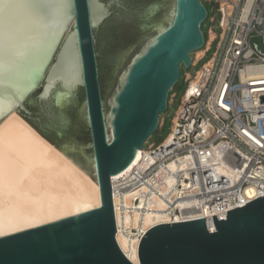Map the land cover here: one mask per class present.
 <instances>
[{"label": "water", "instance_id": "water-1", "mask_svg": "<svg viewBox=\"0 0 264 264\" xmlns=\"http://www.w3.org/2000/svg\"><path fill=\"white\" fill-rule=\"evenodd\" d=\"M70 3L21 48L15 72L23 98L0 97V123L17 111L100 185L102 204L0 237V264H136L116 238L112 177L159 128L182 65L190 69L192 53L206 42L209 12L201 0L132 3L143 31H128L114 47L100 27L120 0ZM146 10L144 22L138 15ZM259 99L264 104V94ZM88 130L90 138H81ZM213 218L214 232L206 218L154 226L140 242L138 264H264V197Z\"/></svg>", "mask_w": 264, "mask_h": 264}, {"label": "built area", "instance_id": "built-area-1", "mask_svg": "<svg viewBox=\"0 0 264 264\" xmlns=\"http://www.w3.org/2000/svg\"><path fill=\"white\" fill-rule=\"evenodd\" d=\"M207 1L218 4L219 31L209 28L200 49L204 54L192 55V66L214 43L216 50L195 75L187 73L188 86L167 138L159 145L148 141L141 159L144 166L135 165L118 179L117 188L113 178L112 184L113 196L115 191L122 196L140 192L133 207L141 213L163 211L175 217L186 203L190 216L178 222L206 218L214 232L209 223H214L213 216L226 219L228 211L264 197V104L259 99L264 71L250 70L264 66V51L255 41L259 38L264 44V0ZM171 163L178 168L171 170ZM248 186L253 188L249 195ZM142 196L144 206L139 205ZM161 200L167 203L164 209L159 207ZM120 209L124 212L126 206ZM116 223L118 234L117 217ZM142 225L140 220L131 231L121 232L140 245L146 234Z\"/></svg>", "mask_w": 264, "mask_h": 264}, {"label": "bare ground", "instance_id": "bare-ground-1", "mask_svg": "<svg viewBox=\"0 0 264 264\" xmlns=\"http://www.w3.org/2000/svg\"><path fill=\"white\" fill-rule=\"evenodd\" d=\"M250 70L264 71V66H254ZM144 151V148L140 149L133 162L112 177L116 188L118 179L128 174L135 165L144 166L141 162L145 157ZM169 168L176 170L178 164L171 163ZM252 192V186H248L246 194ZM139 194L126 192L122 196L114 192L120 227L117 239L122 250L136 264L140 263V245L121 232L122 228L131 231L143 220L141 228L147 232L156 225L188 220L190 216L186 203L182 204V214L175 217L163 211L141 213L137 207H133ZM145 203L146 198L142 196L139 205L144 206ZM158 203L161 209L167 205L164 200ZM101 204L100 185L57 149L55 144L17 111L4 118L0 123V237L77 215L98 208ZM121 205L126 206L124 212L120 209ZM209 223L210 228L215 230L212 219H209Z\"/></svg>", "mask_w": 264, "mask_h": 264}, {"label": "snow or ice", "instance_id": "snow-or-ice-1", "mask_svg": "<svg viewBox=\"0 0 264 264\" xmlns=\"http://www.w3.org/2000/svg\"><path fill=\"white\" fill-rule=\"evenodd\" d=\"M71 8L70 0H0V97L22 99L15 69L21 48L40 31L41 22Z\"/></svg>", "mask_w": 264, "mask_h": 264}, {"label": "rangeland", "instance_id": "rangeland-1", "mask_svg": "<svg viewBox=\"0 0 264 264\" xmlns=\"http://www.w3.org/2000/svg\"><path fill=\"white\" fill-rule=\"evenodd\" d=\"M205 4V6L208 9L209 17L208 19L202 24V29L204 31L205 37H208V31L209 28H213L216 32L219 31L218 24L220 21L221 14L218 10V4L215 2H208L207 0H201ZM212 19L214 21L212 22ZM255 41L259 44L260 48L264 51V44L261 39L257 38ZM216 50V43L213 44L211 50L207 53V55L197 64V66H192L190 69H186L185 67L182 69V75L178 83L173 88L170 99H169V107L165 113L161 115V123L159 128L156 130V132L150 137L149 143H153L155 145H159L162 143V141L167 138L169 133L172 130V123L173 118L175 116V113L178 109V107L182 103V99L185 93V90L188 86V82L186 81L187 73H191V75H195L196 71L205 63L209 58L212 57L214 51ZM196 54L199 56L202 54V52L196 51L192 53L194 57H196ZM198 56V57H199ZM38 90L37 92H39ZM148 143L146 144V146Z\"/></svg>", "mask_w": 264, "mask_h": 264}, {"label": "flooded vegetation", "instance_id": "flooded-vegetation-1", "mask_svg": "<svg viewBox=\"0 0 264 264\" xmlns=\"http://www.w3.org/2000/svg\"><path fill=\"white\" fill-rule=\"evenodd\" d=\"M139 1H141V0H120V4H114L113 6H112V11H113V14L111 15V17H115V18H117L119 21H120V23H122V24H124L125 26H126V28H127V33H128V31L130 32L131 30H134L135 28H139L141 31H143L142 30V26L141 25H137V23L136 22H134V19H132V14H133V5H132V3H137V2H139ZM137 15V14H136ZM111 17H109L102 25H101V27L100 28H103V30H104V28H105V23L111 18ZM131 18L132 20H133V22H132V20L130 19V20H128V19H126V18ZM138 19H140V18H143V21L145 22V21H148L149 20V17H151V14L149 13V10L147 11H144L143 13H140L139 15H138ZM99 28V29H100ZM98 29V30H99ZM98 30H97V32H96V38H97V43H96V45H97V50H98V52H99V48H98ZM128 35V34H127ZM99 61H100V53H99ZM100 69H101V67H100Z\"/></svg>", "mask_w": 264, "mask_h": 264}, {"label": "trees", "instance_id": "trees-1", "mask_svg": "<svg viewBox=\"0 0 264 264\" xmlns=\"http://www.w3.org/2000/svg\"><path fill=\"white\" fill-rule=\"evenodd\" d=\"M119 23V20L115 17H111L106 23H105V28L104 31L108 30L111 32V37L109 39V45L111 47L116 46L117 42L123 38V36L127 35V28L124 24ZM98 48L100 50V46L98 44ZM102 65V60L100 58V67ZM184 68V66L182 65V69ZM102 72V71H101ZM101 83H102V89H103V94L105 92L104 89V79L102 77V73H101ZM66 134H67V129H66ZM81 138H90V132L89 130L87 132H82Z\"/></svg>", "mask_w": 264, "mask_h": 264}, {"label": "crops", "instance_id": "crops-1", "mask_svg": "<svg viewBox=\"0 0 264 264\" xmlns=\"http://www.w3.org/2000/svg\"><path fill=\"white\" fill-rule=\"evenodd\" d=\"M202 53H203V52H202ZM201 55H202V54H201ZM201 55H200V56H201Z\"/></svg>", "mask_w": 264, "mask_h": 264}]
</instances>
